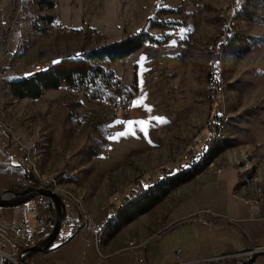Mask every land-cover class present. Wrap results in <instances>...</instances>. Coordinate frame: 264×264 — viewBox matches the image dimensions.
I'll return each mask as SVG.
<instances>
[{
  "label": "rangeland",
  "instance_id": "1",
  "mask_svg": "<svg viewBox=\"0 0 264 264\" xmlns=\"http://www.w3.org/2000/svg\"><path fill=\"white\" fill-rule=\"evenodd\" d=\"M17 1L12 0L10 20L15 15ZM46 1L35 4L34 12L36 16H49L50 20L36 19L32 26L29 23L21 26L17 56L14 59L11 55L5 56L4 51H13L5 44L0 64L7 61L29 73L37 65L48 67L61 57H77L82 49L119 40L142 28L157 39H164L158 44L145 43L135 54L107 62L128 87L136 76L139 100H147L145 96L149 93L154 108L155 126L151 134L121 155L112 148L114 140L110 137L117 136L124 123L132 118L134 95L128 104L116 108L108 98L90 99L83 91L61 84L58 88L43 90L36 99L14 96L4 100L9 114L4 120L13 123L14 133L21 140L27 139L37 148L38 175L57 176L60 187L69 191L63 201L72 203L74 212L83 209L90 214L96 207L111 205V197L129 192L140 175L170 168V159L175 154L182 157L195 138L204 136L213 112L221 110L215 156L195 169L194 174L198 175L192 185H183L180 190L186 192L199 179H211L222 171H230L234 178L228 181L233 180V189L250 197V215L257 214L264 198V3L245 1L244 12L233 20L234 44L219 51L234 0ZM152 20L168 23L164 28H155ZM141 57L145 59L141 61ZM215 70L223 84L221 103H214V90L210 88L213 85L207 80L208 74ZM4 74L5 70L0 69V77ZM116 95H121L120 89ZM13 152L20 156L9 133L0 127V168ZM0 174L1 181L6 175ZM173 185L165 183L157 191L162 200L150 212L155 219L164 207L169 208L163 194ZM212 187L208 185L206 189ZM185 194L192 195L190 198L194 200L197 192ZM144 197L127 203L123 211H118L119 216ZM195 201L203 203L198 197ZM120 217L117 215L114 221ZM220 221L235 223L236 219L219 209L196 207L161 230L191 222H200L211 230ZM61 229L64 230L62 226ZM129 241L138 245L136 254L126 249ZM128 242L123 251L133 253L135 263L138 257L143 259L141 252L146 243H139L135 238ZM256 245L264 247L254 242L253 247ZM171 246L172 242L167 243L165 238L157 249L169 251ZM252 254L258 253L236 255L216 264L247 259ZM142 264H147L144 259Z\"/></svg>",
  "mask_w": 264,
  "mask_h": 264
},
{
  "label": "crops",
  "instance_id": "2",
  "mask_svg": "<svg viewBox=\"0 0 264 264\" xmlns=\"http://www.w3.org/2000/svg\"><path fill=\"white\" fill-rule=\"evenodd\" d=\"M11 7L12 0H0V56L3 49L2 47H4L5 44L8 48L11 47V49L16 47V43H11L10 29L18 11V1L17 9L12 20H10ZM12 46L14 48H12ZM9 52L11 53V51ZM133 54H135V52H133ZM2 62L0 66H2ZM137 92L133 96V107L131 108L132 118L124 123L120 131L126 133V135L120 137V132L117 133L118 139L114 140L112 144V148L116 151L117 155L123 154L132 144L142 142L143 137L149 136L155 126L154 116H152L154 108L152 107V102H150L149 93L145 96L147 100L142 99L143 106L141 107L135 104V101L139 100ZM9 98L12 99L14 96L11 95L8 86L3 84L0 87V119H8L9 114L6 113L4 100H9ZM139 121H146V123L142 125ZM142 128L146 129V131H141ZM23 137L25 138V136ZM22 141L26 143L27 139ZM18 155V152H13V156L5 158V166L0 168V172L5 168L7 169L8 167L10 168V166H14L13 163L18 165L17 161L20 157ZM177 155L179 156V154ZM177 155L175 154V156ZM180 155H182V153ZM175 156L172 158L174 161L170 159L171 164H173L178 157L175 158ZM12 157H14V162L11 163ZM179 159L180 158H178V160ZM20 169L21 173L19 170L16 174H5V172H2L6 177L0 181V192L2 187L13 186V188L17 190L24 188L13 185L20 184L24 167L21 166ZM197 175L198 174L194 175L192 179L183 184L173 186L169 191L163 194L169 208L164 207V210H161L156 219L154 215H150V212H152V208H150L141 214H137L133 220L128 223L121 222V217L118 218L120 221H114L115 217L111 221L114 222L108 226L111 223H108V219L112 214L111 205H103L92 209L91 214L97 223V228L102 229L101 240L97 245L94 243V240H92V234L86 235V237L92 241L91 245H87L83 240L77 237H70L65 242H61V238L68 235V227L62 222L61 226L64 230L60 227L57 239L54 243L46 251L35 254L30 260V263L134 264V254L123 251V248L131 238L137 239L139 243H146L141 255L144 262L147 264L176 262L178 260L176 257V251L178 249H180L179 259L183 261H192L211 254L246 250L253 247L254 242L259 245H264V198L259 205V212L251 216L250 204L248 202L250 197H245V195L239 192L236 193L237 190L232 187L233 180L228 181L234 178L230 171H222L221 173L215 174L211 179H199L196 186L188 188L186 192L180 190V188L184 187L183 185L191 184ZM208 185H212L213 187L206 189ZM195 191L197 192L196 198H200L203 203L196 202V198L194 200L190 198L192 195L189 197L185 196V193L192 194ZM40 197L42 196H35L17 205L0 206V221L7 232H9L10 228L16 225L21 218L26 220L31 232L30 245L40 241L51 230V228H49L46 231L40 232L34 227L35 220L32 207ZM161 200L160 198V201ZM159 203L160 202L153 207L156 208L157 206L158 208ZM196 207L219 209L223 213L225 212L228 217L236 219V222H216L211 230H208L206 226L200 222H191L188 224L177 223L175 227L171 229L161 230L163 227L167 226V223L176 221L179 217L190 213ZM52 209L53 207L46 212V221L48 224H51V227V219L54 217ZM72 210H75V208L72 207ZM79 210L81 209H78L77 212L73 211L74 217L78 216ZM158 231L160 233H158ZM165 238L167 243L172 242V248L169 251L164 249L160 251L157 249L158 244ZM3 244L4 238L0 236V247ZM202 247H206L207 250L202 252L200 249ZM5 250L10 251V247L6 246ZM0 264H4L1 255ZM245 264H264V253L252 254L251 257L247 258Z\"/></svg>",
  "mask_w": 264,
  "mask_h": 264
},
{
  "label": "trees",
  "instance_id": "3",
  "mask_svg": "<svg viewBox=\"0 0 264 264\" xmlns=\"http://www.w3.org/2000/svg\"><path fill=\"white\" fill-rule=\"evenodd\" d=\"M245 1L246 0H240V4H237V0H234L232 6V16L225 32L223 33V40L220 44L219 51H223L227 47L234 44L235 39L232 34V27L234 24L233 20L240 17L244 12L243 7ZM261 1L264 3V0ZM44 2L48 1L18 0V11L10 29L11 43H16V47L10 53L11 58L14 59L17 56L16 50L19 49V41L22 35V22L30 20L29 23L32 25L36 19L50 20L51 17L49 16L45 17L35 15V4H43ZM48 4H52V2ZM151 23L155 28H164L168 22L152 20ZM14 32L16 33L15 36ZM163 41L164 39H157L151 33L146 31L145 28H142L139 31L129 34L119 40L106 42L89 49H82L77 57L64 56L57 60L59 63H51L48 67L44 65L39 68H34L32 72H29L31 75H27L29 73H24L19 67H15L5 61L2 66H0V69L5 70V74L0 78V87L3 84L7 85L12 95L17 98L36 99L41 95L43 90L55 89L61 84H64L71 89L83 91L85 96L90 99L108 98L113 105L118 108L124 104H128L132 96L137 92L136 76L133 77V80L128 87L119 77L115 75L114 71L107 65V62H113L117 59L130 55L140 49L145 43L158 44ZM209 75L210 73L208 76ZM211 75L212 80L208 82L213 85L210 88L214 90L215 99L214 74L211 73ZM216 79L217 84H219V75L217 73ZM112 89L113 92L110 91ZM118 89L121 90L120 96L116 95V90ZM211 97L212 95L210 94L209 99H211ZM207 126H210V123ZM216 152V150L211 152V156L209 155L210 159L215 156ZM19 167H21V165L18 164L10 166V168L8 167L7 169L5 168L1 171L3 173L5 172V174H16L20 170L21 173V169H19ZM24 172L25 169H23V174ZM195 172L196 170L175 175L154 188L152 191L147 193L142 192L139 196L132 198L129 202L145 195L143 200L135 203L128 211L121 215V221L123 223L131 222L137 214H141L155 206L160 201V196L157 194V191L163 187L165 183L167 184L170 182L174 184L173 186L183 184L192 179ZM13 185L17 187L20 186V184ZM125 206L120 211H123ZM52 211L54 212L53 209ZM117 215L120 217L119 213H117ZM111 218H113V212L108 221ZM246 261L247 259L242 257L236 260H228L225 264H245Z\"/></svg>",
  "mask_w": 264,
  "mask_h": 264
},
{
  "label": "built area",
  "instance_id": "4",
  "mask_svg": "<svg viewBox=\"0 0 264 264\" xmlns=\"http://www.w3.org/2000/svg\"><path fill=\"white\" fill-rule=\"evenodd\" d=\"M28 22L30 21H24L23 25H28ZM10 55L8 50L5 53V56ZM40 65H37L36 68H39ZM214 74V82H215V102H217V94H218V84L216 79V70ZM2 77V76H1ZM0 77V78H1ZM221 117L220 113L217 111H214V115H212V120H210V129H208V132H205L204 136H200V141L195 142L194 147L190 149V154L187 155V157L181 158L179 160V163H173L170 165V168L168 169H155L152 170V173L147 175H141V182L136 184V189H131L130 192H122L121 195H114V197H111V205L113 208V211H115L116 205L123 202V199H125L127 196H132L134 192L140 189H144L145 186L149 187V184L154 182V180H157L158 177L166 176L169 173H172V170L178 169L180 167L185 166L189 162H191L192 159H194V155H200V151L202 146L204 145H210V142L212 141V134L217 133V119ZM0 127L6 130L10 138L14 141L16 145V149L21 153L18 164L23 166L25 169V172L23 174V177L20 181V187H26V186H35V187H43L49 189L48 186H38L36 185V182L33 181L32 175L29 174L28 169V157H32V151L34 149V143H25L23 142L20 137L14 133V125L11 121H5L4 119H0ZM57 177V176H56ZM54 179V178H53ZM65 217L63 219V223L67 225L68 227V233H72L71 236L65 235L61 238V242H65L70 237H77L81 240H83L87 245H91L92 241H90L86 235L92 234V240L95 238V231L97 228V223L94 220V217L91 214H85V217L83 218H76L73 216V210L72 208H69V206L72 205V203H65ZM53 207V203L50 199L45 197H40L38 201H36L32 207V212L34 216V227L42 232L46 231L47 229L51 228V224H48L46 221V212L50 210ZM73 207V206H71ZM30 227L28 226L26 220L24 218H21L20 221L14 225L12 228H10L9 232L5 230L3 225L0 221V236L4 238V244L0 247V255L4 260V264H16L21 263L18 261V254L20 251L30 245ZM9 246L10 251L5 250V247ZM129 250L135 251V244L129 242V248H126ZM264 252L263 246H254L250 249L246 250H240V251H233V253H226V254H218V255H209L201 257L198 261L207 262V263H216L218 261L224 260L226 258H230L236 255H245V254H251V252ZM137 252L135 251V254ZM179 253L180 249L176 251V262H170V263H162V264H186V261H183L179 259ZM143 259L141 257H138L136 259L135 264H142ZM32 264V263H30Z\"/></svg>",
  "mask_w": 264,
  "mask_h": 264
},
{
  "label": "bare ground",
  "instance_id": "5",
  "mask_svg": "<svg viewBox=\"0 0 264 264\" xmlns=\"http://www.w3.org/2000/svg\"><path fill=\"white\" fill-rule=\"evenodd\" d=\"M29 25L32 26L30 23H29ZM6 51H4V52L6 53ZM211 73H215V71H211L210 72V75L207 77L208 81L212 80ZM222 91H223V84H222L221 77L219 76L218 95H217V102L218 103H221V100L224 101L223 100V96H222ZM214 101H215V99H214ZM220 112H221V110H218V113H220ZM222 119L223 118H221V120ZM224 120H225V118H224ZM209 123H210V121H209ZM208 129H210V126L206 127V132H208ZM218 131H219V126H218V123H217V133L216 134H212V141L210 142V145L202 146L201 151H200V155H194V159H192L191 162H189L188 164H186L183 167H180L178 169H174L172 171V173H169L166 176L158 177L157 180H154V182L149 184V187H144V189L137 190L136 192H134V194H132V196H127L125 199H123V202H121L120 204L116 205L115 211H113V218H111L108 221V223H110L114 219V217H116L118 211L122 210L124 208V206L127 203H129V200H131L132 198H134L136 196H139L142 192L143 193H147V192L152 191L154 188H156L157 186L161 185L163 182L167 181L168 179L174 177L176 174L180 175V174H184V173H187V172H190V171H194L196 168L200 167L202 165V163H204V162L206 163V161L208 160L209 155L211 154L212 151L215 150V148L217 146L216 139H218L217 138V136L219 134ZM197 141H200V137H197V138H195V140L192 141L190 148L186 152L183 153L181 158L187 157V155L190 154V149L192 147H194L195 142H197ZM181 158L179 160H181ZM38 160H39L38 151H37L36 146L34 145V149L32 151V157H28V169H29V174L32 175L33 181L36 182V185H38V186H48V184H49V189H51L53 192L57 193L61 197L62 200L68 198L67 194H68L69 191H66L65 189H62V187H60V184L56 181V177L55 176L54 177H50V178L49 177L43 178V177H40L38 175V170H37ZM179 160L176 163H179ZM159 169H161V168H159ZM162 169H168V168L166 167V168H162ZM150 173H152V170L149 171L148 174H150ZM139 182H141V175H140V177H137L136 182L133 184V187H131V188L132 189H136V184H138ZM116 195H118V194H116ZM113 197H114V195H113ZM63 202L66 203L65 200ZM85 214H90V213L85 211V210H83V209H81V210H79L78 216L76 218H83V217H85ZM101 235H102V229L96 228L95 238H93L94 243L96 245L100 242ZM129 242L134 243V241H129ZM129 242H128V246L126 248H129ZM137 247H138V245L135 244V249ZM253 253H257V252H253ZM16 264H21V263H16Z\"/></svg>",
  "mask_w": 264,
  "mask_h": 264
},
{
  "label": "water",
  "instance_id": "6",
  "mask_svg": "<svg viewBox=\"0 0 264 264\" xmlns=\"http://www.w3.org/2000/svg\"><path fill=\"white\" fill-rule=\"evenodd\" d=\"M35 196H42L52 201L54 209V217L51 219L52 227L44 238L33 245H28L20 251L18 261L21 264H30V260L35 254L46 251L57 239L58 232L65 217V205L59 195L48 188L27 186L19 190L16 188H5L0 192V206L17 205ZM186 264L216 263L193 261Z\"/></svg>",
  "mask_w": 264,
  "mask_h": 264
},
{
  "label": "snow or ice",
  "instance_id": "7",
  "mask_svg": "<svg viewBox=\"0 0 264 264\" xmlns=\"http://www.w3.org/2000/svg\"><path fill=\"white\" fill-rule=\"evenodd\" d=\"M237 4H240V0H237ZM145 59V57H141V61H143ZM53 63H59V61H53ZM217 63H219V62H217ZM27 75H31V73H29V74H27ZM135 104L137 105V106H143V100L141 99V100H137V101H135ZM149 111H150V109H149ZM156 119H160L159 117H157ZM161 122H163V121H161ZM139 123L140 124H145L146 123V121H139ZM141 131H146V129H144V128H142L141 129ZM126 135V133H124V132H120L119 133V136L120 137H123V136H125ZM110 139H112V140H116V139H118V137L117 136H112V137H110ZM145 187H147V186H145ZM68 235L69 236H71L72 235V233H68Z\"/></svg>",
  "mask_w": 264,
  "mask_h": 264
}]
</instances>
